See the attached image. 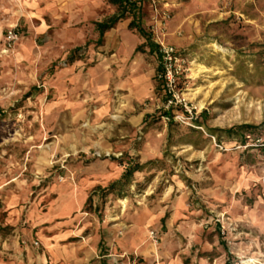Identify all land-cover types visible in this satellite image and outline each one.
<instances>
[{
  "label": "rangeland",
  "instance_id": "374dc122",
  "mask_svg": "<svg viewBox=\"0 0 264 264\" xmlns=\"http://www.w3.org/2000/svg\"><path fill=\"white\" fill-rule=\"evenodd\" d=\"M62 3L0 0V264H264V130L220 132L264 124V0H144L160 88L109 0Z\"/></svg>",
  "mask_w": 264,
  "mask_h": 264
},
{
  "label": "trees",
  "instance_id": "16d2710c",
  "mask_svg": "<svg viewBox=\"0 0 264 264\" xmlns=\"http://www.w3.org/2000/svg\"><path fill=\"white\" fill-rule=\"evenodd\" d=\"M109 2L115 7V11L113 15L106 20L96 22V28L99 32V39L97 40V43L99 45L103 43V36L106 31L114 28L119 22L130 19L129 29L141 38V43L135 48V53H142L156 60L157 74L154 79L158 88L162 87V85L166 82L167 61L164 60L165 54L162 51L161 45L156 42L153 32L147 29L143 24L144 0H109ZM79 51H81V48H76L73 51V54ZM71 60H74L72 56ZM168 99H173L172 94H169ZM164 115L172 117L171 110L169 109L164 112ZM261 129L264 130V124L262 126L243 124L226 130H220V132L227 135L228 138H240L244 140L248 135L256 133ZM140 169L141 166L138 164L128 168L123 174V178L128 180L130 176ZM121 184L122 183L120 181L111 184L108 188L103 190L104 195L106 196L115 193L117 185Z\"/></svg>",
  "mask_w": 264,
  "mask_h": 264
},
{
  "label": "crops",
  "instance_id": "0c3cea01",
  "mask_svg": "<svg viewBox=\"0 0 264 264\" xmlns=\"http://www.w3.org/2000/svg\"><path fill=\"white\" fill-rule=\"evenodd\" d=\"M31 2L32 1H36V0H30ZM37 1H52V2H64V1H67V0H37ZM73 3L71 4L72 6H69V5H67V4H64V3H62V7L63 8H66V10L67 9H69V7L70 8H73V9H75V10H79V14H78V16H81V17H85V16H89L90 15V10H85L84 8H81L80 7V2L81 1H84V0H71ZM50 8L49 9H51L52 7H54V6H49ZM103 21V20H102ZM101 20L100 21H98V22H102ZM99 39V38H98ZM134 52H135V50H134Z\"/></svg>",
  "mask_w": 264,
  "mask_h": 264
},
{
  "label": "built area",
  "instance_id": "2783aa9c",
  "mask_svg": "<svg viewBox=\"0 0 264 264\" xmlns=\"http://www.w3.org/2000/svg\"><path fill=\"white\" fill-rule=\"evenodd\" d=\"M17 39H18L17 34L14 32H10L7 36L6 41H7L8 45L10 46L11 44L15 43L17 41ZM162 51L165 54L164 60H169L170 58H173L172 57V53H173L172 48H162ZM170 76H171V72L168 71V69H167L166 79L170 80Z\"/></svg>",
  "mask_w": 264,
  "mask_h": 264
}]
</instances>
